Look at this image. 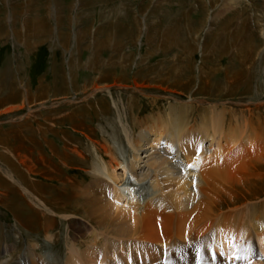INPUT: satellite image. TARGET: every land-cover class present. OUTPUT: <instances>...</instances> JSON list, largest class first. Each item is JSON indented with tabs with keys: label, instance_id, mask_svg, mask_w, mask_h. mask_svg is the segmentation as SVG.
Returning a JSON list of instances; mask_svg holds the SVG:
<instances>
[{
	"label": "rangeland",
	"instance_id": "rangeland-1",
	"mask_svg": "<svg viewBox=\"0 0 264 264\" xmlns=\"http://www.w3.org/2000/svg\"><path fill=\"white\" fill-rule=\"evenodd\" d=\"M178 105L191 111L185 147L206 150L209 140L201 129L209 126L201 119L206 109L229 110L224 136L215 135V141L234 160L235 154L263 146L264 133L257 132V126L264 129V0H0V256L6 248L14 264H28L29 252L48 264H198L197 245L201 249L209 237L200 232L205 223L198 225L196 241H179L173 232L171 244L160 246L115 231L124 221L104 230L96 219L47 204L57 191L69 190L63 180L83 187L105 180L92 176L88 168L70 170L66 157L75 158L71 150L93 162L95 148L105 155L101 146H112V124L119 127L122 121L136 131L141 123L145 127L164 119L169 108ZM230 127H243L237 143ZM17 154L28 156L36 170L56 172L63 180L46 182L37 171L29 180L47 184L49 193L45 190L37 197L41 199H33L29 185L6 163L17 164ZM172 189V184L163 186L167 197ZM166 195L160 197L168 212ZM18 198L27 208L22 216L32 217L30 229L16 221ZM259 206L251 230L239 226L223 236L235 247L236 259L225 262L231 255L216 251L213 245L221 241L214 234L202 264H246L247 254L251 259L261 254L256 235L264 225V205ZM42 213L55 218L48 230L52 238L42 228ZM250 213L238 209L236 216ZM69 221L75 227L86 225L85 232L94 231V239L78 235Z\"/></svg>",
	"mask_w": 264,
	"mask_h": 264
},
{
	"label": "bare ground",
	"instance_id": "bare-ground-1",
	"mask_svg": "<svg viewBox=\"0 0 264 264\" xmlns=\"http://www.w3.org/2000/svg\"><path fill=\"white\" fill-rule=\"evenodd\" d=\"M188 108L179 105L172 106L169 108L168 113L165 114L164 119L151 120L152 122L145 127L144 124L138 123L136 131L134 129L130 131L122 124V121H118L120 128L112 124L111 130L113 134L111 135L112 139H110L112 146L109 143L101 146L105 155H100L98 149L95 148V151L93 150L95 153L93 162L89 159L92 164L86 161L87 159L85 160L80 153L76 155L77 152L75 150H71L72 154L75 153V158L67 155L66 160L70 170L87 171L88 168V170L91 169L93 171L92 176H102L109 183L105 180H102L104 181L102 184L92 181L83 187V185L75 184L71 180H63L57 177L55 175L56 172L53 173L50 170L40 172V170H36V167L30 164L27 159L28 156L26 157V155L22 154H17V164L9 160L6 163L11 170H14L13 172H15L23 185H29V192L33 199H41L37 197L44 196L45 190L48 192L47 184L39 185L29 180V177L38 175L37 171L38 173L40 172V176L44 177L46 182L51 179L63 180V184L68 185L70 192H68L69 190L67 192L57 191V197L52 196L49 203H47L56 210L62 212L67 210L68 214L83 216L90 221L96 219L99 225H103L104 230H107L112 223L115 225L114 222L116 221L117 225L124 221L125 226H118L115 231H118V228L122 231V234H126L130 238L133 237V239L141 242L147 240L150 242L149 244H158L160 246L171 244L173 232H175L174 237L176 236L179 241H196L198 238L196 229L200 223H205V228L200 232H204V238L207 235L209 237L204 239L202 246H205V248L202 250L201 246V249H199L197 245L195 253L198 252L199 256L203 255L204 257L206 255L205 252H207L205 251L206 246L209 248L213 241L211 235L215 234L216 238L218 237L221 241L219 245L217 243L213 245L217 249L216 251L228 253V257L231 255V258L226 257L225 262L233 258L236 259L237 252L234 253V250L236 251L235 247H229L226 238L223 239V236L233 234L234 231L232 229L237 231L239 226L245 230H251V217H254L256 212L254 210H257L260 204L264 205V199L263 201L261 200V203L254 202V205L250 203L252 200L255 201L264 197V144L263 146L256 144L254 147L244 151L240 156L233 155L235 157L234 160L231 158L229 151L223 150L219 140L215 141V135L224 136L221 132L226 128L223 124L225 123L226 114L230 113L229 110L206 109L202 111L203 116L201 118L204 124L209 125L201 128L202 132H204V137L209 140L206 150L202 149L200 152L191 146L185 147L183 138L186 136L185 127L188 124L186 117L188 116L187 113L191 112L190 110L188 111ZM248 112L250 113V111ZM133 126L135 125L133 124ZM257 127V132L260 130V132L264 133V129L260 128V126ZM242 128H229L231 130L230 133H233V142L238 138V133ZM254 131L256 132V128ZM262 139L264 141L263 136ZM93 141L92 143H94ZM245 156L247 158L243 159ZM105 157H108L109 160L106 161ZM118 169L119 171H117ZM166 183L173 185V189L170 191L171 195L168 197L163 192V186ZM51 186L54 187L53 185ZM137 189L139 190L138 196L140 198L137 197ZM97 192L103 194V197H97ZM105 194L108 196L107 198H104ZM165 195L168 198L169 205H171L168 212H166L167 208L165 209V201L160 197ZM156 196L159 197L153 203L152 201ZM65 197L66 199H64ZM256 204L259 207L255 208ZM18 205L17 211L19 212L16 215V221L20 228L30 229L32 217L22 216L23 212L27 210L23 199L18 198ZM157 205L160 208L155 207ZM238 209L245 212L251 211V213L247 217L242 214L237 217ZM39 211L38 214L41 213ZM52 211L54 212V210ZM261 215L264 217V211ZM220 218L223 221H214ZM211 219L213 220L212 222H210ZM126 220L129 223H126ZM42 221L41 225L46 231V237L52 238V234L48 230L51 229L50 224L55 221V218L42 213ZM235 223L236 225H234ZM68 225L69 228H74V231L80 236H87L88 234V236H93V239L95 237L94 231L91 233L85 232L88 227L84 224L75 227V224L69 221ZM212 227L217 228L213 231L211 230ZM243 228L240 230H243ZM254 229L256 228L254 227ZM260 229H258L256 240L259 243L258 247L260 245L261 254L259 253L258 255L256 253L257 258L255 259H251L247 254L245 257L246 264H264V225ZM114 233L116 234V232ZM223 233L225 234L222 235ZM205 240L208 241V244L205 243ZM234 244H236V241ZM251 248L253 250V246ZM2 252L4 254L0 256V264H14V257L11 253L8 254L6 248ZM181 252L184 253V250ZM126 254L128 255L129 252L127 251ZM29 256L30 261L28 264H48L47 259L44 258L38 261L36 255L31 254V252H29ZM188 257H192L191 253H188ZM104 258L103 256L102 259ZM208 259H211V257L209 256ZM177 261L178 259L174 262ZM184 262H188V260ZM102 263L106 264L107 262L104 260ZM17 264L25 263L22 261Z\"/></svg>",
	"mask_w": 264,
	"mask_h": 264
},
{
	"label": "snow or ice",
	"instance_id": "snow-or-ice-1",
	"mask_svg": "<svg viewBox=\"0 0 264 264\" xmlns=\"http://www.w3.org/2000/svg\"><path fill=\"white\" fill-rule=\"evenodd\" d=\"M191 167V165H189ZM205 260L203 256L198 257V264H202V262Z\"/></svg>",
	"mask_w": 264,
	"mask_h": 264
}]
</instances>
